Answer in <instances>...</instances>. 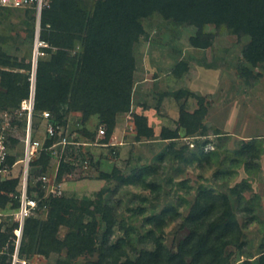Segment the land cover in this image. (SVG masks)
Masks as SVG:
<instances>
[{"label": "rangeland", "instance_id": "374dc122", "mask_svg": "<svg viewBox=\"0 0 264 264\" xmlns=\"http://www.w3.org/2000/svg\"><path fill=\"white\" fill-rule=\"evenodd\" d=\"M77 2L90 8L95 0ZM47 3L44 1L45 5ZM40 23L33 11L0 9V48L32 64L31 69L16 70L17 84L28 85L30 92L32 78L36 85L34 55ZM144 25L146 33L134 49L136 70L131 107L128 112H118L115 118L117 141L122 143L111 146L98 140L97 130L104 124L97 117L87 123L92 135H85L84 126L78 122L81 113H70L67 125H60L58 134L63 136L54 144L65 137L75 144V154H67L70 143L57 145V155L51 157L44 170L42 164L34 165L41 157L39 154L30 165L33 192L40 194L38 179L43 171L57 176L62 155L66 154L65 162L72 160L73 164L61 179L63 194L75 196L80 206L84 198L97 201L98 193H103L116 221L110 245L119 238L129 241L126 255L120 259L123 263L137 261L142 250L155 248L157 240L177 252L180 242L190 232L184 224L185 217L192 211L199 193L210 189L217 195L229 196L241 227L242 246L229 243L224 248L227 264H243L247 259L258 264L264 249V62L251 67L253 76H246L242 50L250 38L219 30L214 24L206 25L215 36L213 44L205 49L195 48L190 43V38L198 31L195 25L176 26L158 14L145 19ZM40 52L38 59L50 57ZM206 63L218 69L215 73L214 69L207 70L212 74L208 75V84L204 86L200 76L205 73ZM192 87L202 90L197 94L205 96L208 111L199 131L189 134L188 125L180 118L183 112L193 113L199 107L198 98L186 92L193 91ZM1 91L5 88L0 77ZM29 97L16 107L0 106L9 113V121L0 118V124L6 123L8 127L7 141L11 157L15 159L23 155L30 111L24 110L22 104ZM43 113L36 109L34 102L33 137L45 145L48 119ZM137 114L147 118L148 134H138L134 124ZM172 132L178 137L165 138ZM248 144L249 148L245 149ZM81 156L89 160L87 168L80 163ZM22 175L19 163L10 177L2 179H18L19 189ZM12 203L10 199L3 208H10ZM247 204L255 207L251 214L242 210ZM168 210L174 214L166 217L162 227L149 223V217ZM175 211L179 217L174 216ZM72 213L66 215L74 221L81 211ZM82 213L86 223L92 220L88 210ZM48 214L49 207L37 217L45 220ZM96 218L105 230L102 216L97 213ZM70 230V226L62 225L57 237L63 240ZM99 244L100 241L96 247ZM23 257L30 264H89L98 259V253L85 252L71 257L64 247L48 255L34 252ZM190 260L188 257L187 261Z\"/></svg>", "mask_w": 264, "mask_h": 264}, {"label": "trees", "instance_id": "16d2710c", "mask_svg": "<svg viewBox=\"0 0 264 264\" xmlns=\"http://www.w3.org/2000/svg\"><path fill=\"white\" fill-rule=\"evenodd\" d=\"M47 1L42 9L39 39L45 43L40 51L48 53L50 57L38 59L36 109L51 110V121L63 126L67 125L70 113H81L78 122L84 126L82 132L85 135H92L87 123L92 117H97L107 129L106 141L114 131L117 113L128 112L131 107L136 70L134 49L146 33L145 19L158 14L176 26L195 25L198 31L190 38V43L199 49L213 44L215 33L206 29L208 24L239 37L248 36L250 41L242 50L246 76H253L251 67L264 62V0H95L90 8L80 6L78 0ZM5 8L0 5V9ZM26 11L34 13L33 8ZM205 65L213 67L209 63ZM24 68L31 69L32 64L0 48V77L5 88L0 92V106L16 107L22 99L29 97L28 85L22 87L17 84L16 70ZM186 92L198 98L199 107L193 113L183 112L180 119L184 125H188V133L194 134L202 126L201 120L208 108L205 96L191 90ZM134 124L140 136L148 134L150 129L145 116L135 115ZM62 136L57 133L48 137L41 157L34 161V165L42 164L45 169L53 156L50 147ZM177 137L173 132L165 135L168 139ZM249 146L244 148L248 149ZM74 148L75 144H68L66 150L69 156H74ZM65 155H62L58 169V181L73 164L72 160L65 162ZM14 160L10 158V162ZM79 160L84 164L88 159L81 156ZM2 178L0 176V208L12 200L9 193H19L18 179ZM130 178L127 182H130ZM38 184L39 195H44L42 182ZM29 192L31 195L34 193L32 185ZM98 194L97 201L86 197L80 206L73 195L46 198L48 217L42 220L32 216L26 221L21 256L34 252L48 255L66 247L71 257L85 252L98 253V259L89 264H227L224 248L229 243L243 244L240 241L241 227L229 196L204 189L184 219L190 232L180 242L177 252H172L163 241L157 240L155 248L142 250L137 261L122 263L120 259L126 255L125 247L129 241L119 238L110 245L116 221L103 193ZM17 204L15 200L14 206ZM91 206L94 209H89ZM254 208L252 204H247L242 210L251 214ZM78 210L81 213L76 215L74 221L66 215ZM83 210H88L92 217L90 222L84 221ZM172 212L164 211L149 217L148 221L162 227ZM97 213L106 222L105 230L97 221ZM179 215L176 212L174 216ZM62 225L71 227L63 240L57 237ZM188 257L191 258L190 262L187 261ZM258 261V264H264V249ZM252 262L247 259L243 264ZM4 264L9 263L4 260Z\"/></svg>", "mask_w": 264, "mask_h": 264}, {"label": "built area", "instance_id": "2783aa9c", "mask_svg": "<svg viewBox=\"0 0 264 264\" xmlns=\"http://www.w3.org/2000/svg\"><path fill=\"white\" fill-rule=\"evenodd\" d=\"M0 5L6 8L16 9H34V13L38 21L41 19L42 9L44 6V0H0ZM38 43L34 55V63L37 66L38 54L41 53L38 49V45H45L43 41ZM38 49V50H37ZM35 72V70H34ZM34 76V75H33ZM35 81L32 78V87L30 97L26 99L22 108L29 110L28 127L24 139L23 155L20 158L10 162L12 156L10 146L7 141V125L6 123L0 124V176L3 178L10 177L11 172L19 163L22 164L23 175L19 185V193H11L13 203L18 201L17 206L10 208H0V264H4V260L9 264H29V260L22 257L20 253L21 243L24 234V228L26 221L32 216H38L46 210L47 204L45 199L50 196H61L63 194V183L57 180V176H51L48 172L40 175L39 181L42 182V186L45 190L44 195H39L29 192L30 188V165L41 154L44 148V144L39 139H35L32 133V109L35 102ZM44 116L48 119V126L46 128V136L52 137L59 133L60 124H56L51 121V112L44 111ZM9 113L0 108V118H8ZM97 138L105 145L115 146L122 142L117 141L118 134L116 130L113 131L108 141L107 129L104 125H101L97 130ZM72 141H68L65 137L59 140L57 143L50 147L52 155H57V149L55 148L59 144H68ZM83 167L89 166V161L85 160Z\"/></svg>", "mask_w": 264, "mask_h": 264}, {"label": "crops", "instance_id": "0c3cea01", "mask_svg": "<svg viewBox=\"0 0 264 264\" xmlns=\"http://www.w3.org/2000/svg\"><path fill=\"white\" fill-rule=\"evenodd\" d=\"M205 67H206V69L204 70V72H205L204 75L200 76V77L202 78L200 81H201V82L204 81V83H203L204 86H205V84H208V83H207V80H208L207 77H209V76L212 74V73H208L207 70L214 69L213 72L215 73V72H217V69H218V68H216V67H208V66H206V65H205ZM208 75H209V76H208ZM200 81H199V82H200ZM191 89H193L194 92L200 90V89H197V90H196V89L193 88V87H192ZM200 91H202V90H200ZM196 93L200 94L199 91L196 92Z\"/></svg>", "mask_w": 264, "mask_h": 264}, {"label": "water", "instance_id": "95a60500", "mask_svg": "<svg viewBox=\"0 0 264 264\" xmlns=\"http://www.w3.org/2000/svg\"><path fill=\"white\" fill-rule=\"evenodd\" d=\"M37 36L39 37V30L37 31ZM36 65H35V63H34V70H36Z\"/></svg>", "mask_w": 264, "mask_h": 264}]
</instances>
